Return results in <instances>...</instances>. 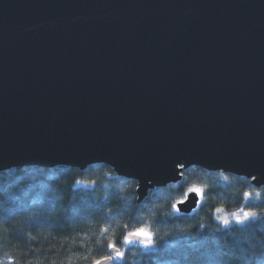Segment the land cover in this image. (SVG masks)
I'll return each instance as SVG.
<instances>
[{
	"label": "water",
	"instance_id": "95a60500",
	"mask_svg": "<svg viewBox=\"0 0 264 264\" xmlns=\"http://www.w3.org/2000/svg\"><path fill=\"white\" fill-rule=\"evenodd\" d=\"M95 164L138 203L192 167L264 187V0H0V175Z\"/></svg>",
	"mask_w": 264,
	"mask_h": 264
},
{
	"label": "trees",
	"instance_id": "16d2710c",
	"mask_svg": "<svg viewBox=\"0 0 264 264\" xmlns=\"http://www.w3.org/2000/svg\"><path fill=\"white\" fill-rule=\"evenodd\" d=\"M182 177L138 203L137 183L106 164L2 172L0 264H95L110 257L109 244L122 253L112 264H264V187L201 167ZM192 188L199 208L180 214L173 205ZM241 209L255 219H218ZM137 229L151 234L150 248L124 242Z\"/></svg>",
	"mask_w": 264,
	"mask_h": 264
},
{
	"label": "snow or ice",
	"instance_id": "6c2138e0",
	"mask_svg": "<svg viewBox=\"0 0 264 264\" xmlns=\"http://www.w3.org/2000/svg\"><path fill=\"white\" fill-rule=\"evenodd\" d=\"M190 191L196 192L198 194L201 192V190L198 188L190 189ZM245 195L247 196L249 194L245 193ZM180 203H183V201H180ZM173 207L175 208V205H173ZM221 211H222L221 209H217V212H221ZM240 211H241V215H237V213L235 212L231 214V216L236 218L237 224H244L246 220L255 219L256 217V214L253 212H246L243 209H241ZM218 219H221L225 225L231 223V221L227 216H220L218 217ZM137 237H143L141 243H143L146 248L151 247V234L146 232L145 229H137L135 231L128 232V234L124 237V242L127 244H131L134 242L135 238ZM109 247L115 248V245L109 244ZM116 255L117 257H119L122 256V253H120L119 250H116ZM111 258L112 257H108L106 259H111ZM96 264H100V261H97Z\"/></svg>",
	"mask_w": 264,
	"mask_h": 264
},
{
	"label": "rangeland",
	"instance_id": "374dc122",
	"mask_svg": "<svg viewBox=\"0 0 264 264\" xmlns=\"http://www.w3.org/2000/svg\"><path fill=\"white\" fill-rule=\"evenodd\" d=\"M192 189H193V188H192ZM189 192H190V191H189ZM235 213H237V215H241V211H240V212H235ZM222 216H227V217L229 218V220L231 221V223H229L228 225L232 224L233 222H236V218L233 217V216H231V214H229V213H224V212H223ZM249 220H251V219H249ZM246 221H248V220H246ZM246 221H245V222H246ZM222 222H223V221H222ZM224 225H225V224H224ZM141 239H142V238L137 237V238H135V242L139 243V242L141 241ZM141 245H142V247H143L144 249H146V247L144 246L143 243H141ZM147 248H150V247H147Z\"/></svg>",
	"mask_w": 264,
	"mask_h": 264
}]
</instances>
